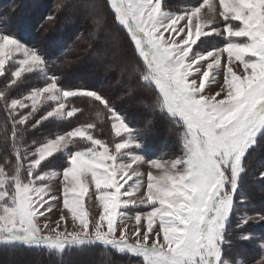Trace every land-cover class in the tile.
I'll return each instance as SVG.
<instances>
[{
  "label": "snow or ice",
  "instance_id": "snow-or-ice-1",
  "mask_svg": "<svg viewBox=\"0 0 264 264\" xmlns=\"http://www.w3.org/2000/svg\"><path fill=\"white\" fill-rule=\"evenodd\" d=\"M108 3L142 59V81L155 87L160 109L184 128L182 153L172 159L133 154L132 149L142 147L140 133L107 98L95 90L60 87L37 49L0 30V76L13 56H22L0 90V105L11 120L14 156L0 164V242L59 252L101 243L141 257L143 264H230L224 255L231 244L227 225L245 158L264 137V0H200L179 12L168 10L165 0ZM213 36L223 39L222 46L198 49L202 38ZM25 72L42 73L45 86L23 99L10 98L9 89ZM221 74L219 88L206 92V85ZM45 93L55 107L40 120L72 117L80 110H66L68 98L86 97L103 106L118 139L110 145L96 138L95 123H88L29 150L25 126ZM26 101L31 110L24 114ZM58 153L64 163L51 167ZM139 165L149 170L145 173ZM57 180L63 184L67 212L50 221ZM91 186L102 208L95 222L85 210ZM125 220L135 222L131 235ZM250 222H264V213L240 220L241 225Z\"/></svg>",
  "mask_w": 264,
  "mask_h": 264
},
{
  "label": "trees",
  "instance_id": "trees-1",
  "mask_svg": "<svg viewBox=\"0 0 264 264\" xmlns=\"http://www.w3.org/2000/svg\"><path fill=\"white\" fill-rule=\"evenodd\" d=\"M199 2L165 0V6L172 12H179ZM0 20L5 32L18 36L42 53L49 76L55 75L60 87L90 89L102 94L133 129L145 134L160 157L169 159L182 152L184 128L160 109L155 87L142 81V59L136 54L129 34L115 22L107 0H0ZM206 40V45L215 46L214 36ZM5 69V76H0V90L7 83L6 77L10 79V72L14 71L11 65ZM46 82L45 77L37 72L25 73L9 89L8 95L23 99L33 89L45 86ZM68 101L67 110L73 106L80 110L72 117L40 120L51 110L50 104L29 117L24 131V142L29 150L88 123H95L92 134L96 138L111 145L115 136L103 106L86 97H70ZM30 110L29 107L21 111L27 114ZM37 120L40 123L33 128L32 124ZM51 159V167L59 168L64 163L59 153ZM6 160H14L11 120L0 105V164H5ZM262 173L264 137L259 138L256 147L245 158L236 208L227 226V237L231 241L230 246L225 247L227 257L237 252L242 260L252 262L264 254L260 245L264 243V222L240 224L245 214L264 213ZM242 234L250 238L240 239ZM11 263L143 264V260L101 243L73 246L61 254L20 244L0 245V264Z\"/></svg>",
  "mask_w": 264,
  "mask_h": 264
},
{
  "label": "rangeland",
  "instance_id": "rangeland-1",
  "mask_svg": "<svg viewBox=\"0 0 264 264\" xmlns=\"http://www.w3.org/2000/svg\"><path fill=\"white\" fill-rule=\"evenodd\" d=\"M108 1V0H107ZM213 2L217 3L218 4V0H213ZM78 14L76 13L75 14V17H77ZM79 17H77V20H78ZM70 20V19H69ZM118 25V24H117ZM119 26V25H118ZM122 27V26H121ZM123 28V27H122ZM4 30L5 31V26H4V23L2 20H0V30ZM124 29V28H123ZM125 30V29H124ZM126 31V30H125ZM127 32V31H126ZM16 33V32H15ZM13 36H15L16 38H18L22 43H24L25 45L33 48L31 45L27 44L25 41L21 40L18 36L14 35V34H11ZM130 37V36H129ZM215 37V46H222V44L224 43L223 39L220 38V37ZM208 42V40H206V38H202V42H198V49L199 50H204V49H207L209 47H214L213 45H206V43ZM220 42V43H219ZM134 48V47H133ZM38 50V49H37ZM39 51V50H38ZM40 52V51H39ZM136 52V50H135ZM41 53V52H40ZM42 54V53H41ZM136 54L138 55V53L136 52ZM139 56V55H138ZM22 58V56H20V54H17L15 56H13L12 59H10L6 65H5V68L7 65H11L13 70H15V67H16V64L14 63L15 61H17L18 59ZM27 73V72H25ZM25 73H22V75H24ZM40 74L41 76L44 77V75L42 73H38ZM21 75V76H22ZM211 79V78H210ZM223 81V74H221L220 76L217 77L216 81H213L210 85H206V88H205V91L208 92V93H214L220 86V82ZM47 93L44 94V97H41L38 102H37V105H36V111L37 112L40 108H42L44 105L46 104H50L51 106V110L55 107V102L54 101H49L46 99L47 97ZM26 103L29 104V107L31 108V101H26ZM28 107V108H29ZM67 110V109H66ZM169 115V114H168ZM170 116V115H169ZM67 118V117H65ZM173 118V117H172ZM125 119V118H124ZM174 119V118H173ZM126 121V119H125ZM127 122V121H126ZM128 124V122H127ZM129 125V124H128ZM130 126V125H129ZM131 127V126H130ZM132 128V127H131ZM133 129V128H132ZM135 130V129H134ZM138 131V130H136ZM140 136H141V140H142V147L139 148V149H132V153L133 154H138V155H143L145 156L146 158L148 159H151V158H160L159 155H157V153L155 152V150L151 147V142L147 139V137L145 136V134L143 132H140ZM260 138V137H259ZM258 138V140H259ZM115 139H118V138H115ZM257 145V144H256ZM256 145L252 148L254 149L256 147ZM250 149V151L252 150ZM249 151V152H250ZM182 153V152H181ZM181 153H179V155H181ZM178 155V156H179ZM177 156H171L169 157V159H172V158H175ZM125 159L127 160L128 157H125ZM133 167H137V165H133ZM139 168L141 171L143 172H147L149 169H148V166L147 165H139ZM243 174V173H242ZM242 177V175H241ZM62 179V178H61ZM135 179V177H134ZM241 179V178H240ZM130 184L132 183V181L129 182ZM127 187V185H126ZM93 190H94V186H91L90 187V190H89V194L88 196L85 197V210L88 212L89 214V219L93 222H95L96 220H98V217L99 215L102 213V208L100 207L99 205V202L95 199V197L92 195L93 193ZM52 193L55 194L57 196V199L54 200V201H50V203L52 204V211L50 213H48V218L50 221H56L57 219H59L60 215L62 213H66L67 210L63 208V184L61 183V180H57L55 181L53 184H52ZM47 207V205L45 206ZM146 210V209H145ZM128 215H134V211H128L127 213ZM231 218V217H230ZM230 221V220H229ZM41 223H43V218H41ZM125 223L129 226V235H131L132 231H133V227H134V220H125ZM229 224V222H228ZM50 226H53L50 224ZM78 226V225H77ZM228 226V225H227ZM105 227H106V223H105ZM69 230L71 231L72 230V225H71V220L69 219ZM24 245L26 247H35V246H28V245H25L23 243H20V242H15V243H7V242H0V245H11V246H14V245ZM261 247L263 248V251H264V243H261L260 244ZM73 246H69L67 248H71ZM37 248H42L44 250H47V252H56L58 254H61L63 251L66 250V248L62 251V252H59V251H56V250H51V249H47V248H44V247H37ZM131 255V254H130ZM225 255V254H224ZM133 256V255H132ZM137 257V256H135ZM141 258V257H139ZM225 258L230 262V264H237L238 261H242L243 264H264V254L261 256V258L255 260V261H252V262H246L244 260L241 259L240 255L237 253V252H234L232 254V257H227L225 255ZM142 259V258H141ZM12 264V263H11ZM17 264V263H16Z\"/></svg>",
  "mask_w": 264,
  "mask_h": 264
}]
</instances>
